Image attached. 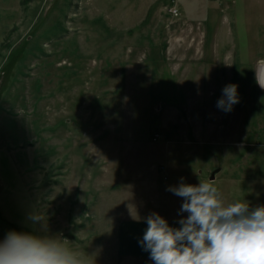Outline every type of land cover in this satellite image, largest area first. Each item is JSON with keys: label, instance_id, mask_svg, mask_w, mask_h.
<instances>
[{"label": "rangeland", "instance_id": "374dc122", "mask_svg": "<svg viewBox=\"0 0 264 264\" xmlns=\"http://www.w3.org/2000/svg\"><path fill=\"white\" fill-rule=\"evenodd\" d=\"M261 63L264 0H0V241L59 236L88 264H154L119 234L185 218L168 190L181 178L215 173L226 202L264 206Z\"/></svg>", "mask_w": 264, "mask_h": 264}, {"label": "clouds", "instance_id": "9594fccd", "mask_svg": "<svg viewBox=\"0 0 264 264\" xmlns=\"http://www.w3.org/2000/svg\"><path fill=\"white\" fill-rule=\"evenodd\" d=\"M264 90V63L255 71ZM238 86L222 90L217 108L231 112L239 103ZM169 191L182 197L179 228L158 213L146 217L140 241L154 264H264V206L250 207L242 200L226 202L214 180L181 183ZM34 222L42 216L32 218ZM0 264H88L86 256L59 236L10 231L0 241Z\"/></svg>", "mask_w": 264, "mask_h": 264}, {"label": "crops", "instance_id": "0c3cea01", "mask_svg": "<svg viewBox=\"0 0 264 264\" xmlns=\"http://www.w3.org/2000/svg\"><path fill=\"white\" fill-rule=\"evenodd\" d=\"M217 179H218V175H215L214 181H216ZM132 224L137 225V226L139 225L145 228L136 229L137 227L135 226L134 227L135 229H133ZM174 225L181 226L179 222L174 223L172 226ZM146 228H147L146 220L141 221V220H136V219L133 221V223H129L128 226H125L123 229V233L121 232L118 238L120 249L126 253L131 252V254L134 253L135 255L139 254V255L150 256L149 252L145 251L144 248L140 244V241L143 238Z\"/></svg>", "mask_w": 264, "mask_h": 264}, {"label": "built area", "instance_id": "2783aa9c", "mask_svg": "<svg viewBox=\"0 0 264 264\" xmlns=\"http://www.w3.org/2000/svg\"><path fill=\"white\" fill-rule=\"evenodd\" d=\"M170 12H173L174 14H178V10L177 9H169Z\"/></svg>", "mask_w": 264, "mask_h": 264}, {"label": "water", "instance_id": "95a60500", "mask_svg": "<svg viewBox=\"0 0 264 264\" xmlns=\"http://www.w3.org/2000/svg\"><path fill=\"white\" fill-rule=\"evenodd\" d=\"M215 178V173L211 176V179H214Z\"/></svg>", "mask_w": 264, "mask_h": 264}]
</instances>
